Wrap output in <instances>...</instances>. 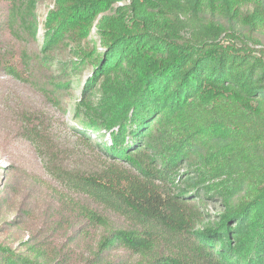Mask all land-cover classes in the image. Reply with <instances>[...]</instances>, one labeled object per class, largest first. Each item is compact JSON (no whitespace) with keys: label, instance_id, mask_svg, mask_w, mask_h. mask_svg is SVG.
Instances as JSON below:
<instances>
[{"label":"trees","instance_id":"1","mask_svg":"<svg viewBox=\"0 0 264 264\" xmlns=\"http://www.w3.org/2000/svg\"><path fill=\"white\" fill-rule=\"evenodd\" d=\"M37 3L0 9V33L13 17L37 25ZM53 4L45 50L70 60L56 70L16 56L9 73L51 71L46 89L69 96L91 69L85 124L111 140L78 139L100 149L102 166L57 168L55 226L44 210L30 239L0 245V264H264V0Z\"/></svg>","mask_w":264,"mask_h":264},{"label":"rangeland","instance_id":"2","mask_svg":"<svg viewBox=\"0 0 264 264\" xmlns=\"http://www.w3.org/2000/svg\"><path fill=\"white\" fill-rule=\"evenodd\" d=\"M25 1L28 3L29 0ZM20 2L23 0H0V9L16 10ZM37 2V25L29 27L23 20L25 23L22 26V19L18 21L13 17L10 27L0 33V179L3 174L0 185L3 186L7 180V184L12 186L11 190L1 187V191L7 193V200L0 205V245L14 247L19 246L20 241L30 239L32 232L42 228L44 210L47 211L44 217L49 218L51 226H55L52 223H55L52 215L56 208L52 188L59 182L57 168L91 170L102 166L101 162L105 158L100 156V149L95 147L92 151L84 148L78 139L83 140V135L88 133L94 145L101 140L100 134L106 133V140H111L109 129L103 128L94 133L85 124L84 117L93 113L91 107L82 104L91 69H86L83 76L73 78L70 87L74 91L69 96L46 89L56 80L44 81L46 74H53L51 71H46L44 76H32L27 71H22L21 77L9 73V64L14 62L16 56L26 57L27 61L40 58L55 60L56 70L61 69V62L64 64L70 60L68 51L63 48L52 53L45 50L49 32L46 29L47 18L54 7V0ZM70 49L75 48L71 46ZM80 80L81 84L78 85ZM66 85L62 83V88H66L58 89L60 93L67 92L65 90L69 86ZM185 171L183 168L180 173ZM200 196L206 195L202 193ZM28 206L32 213H25ZM206 211L212 214L222 212L214 203H210ZM112 219L116 225L121 223L119 218L113 216ZM19 225L20 229L15 228ZM67 227L55 234L54 245L64 242L73 231ZM51 232L52 229L45 235Z\"/></svg>","mask_w":264,"mask_h":264}]
</instances>
